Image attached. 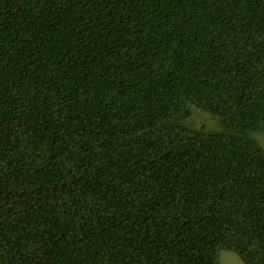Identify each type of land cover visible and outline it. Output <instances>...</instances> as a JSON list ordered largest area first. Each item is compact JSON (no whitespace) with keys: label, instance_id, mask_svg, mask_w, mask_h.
I'll use <instances>...</instances> for the list:
<instances>
[{"label":"trees","instance_id":"16d2710c","mask_svg":"<svg viewBox=\"0 0 264 264\" xmlns=\"http://www.w3.org/2000/svg\"><path fill=\"white\" fill-rule=\"evenodd\" d=\"M261 134L264 0H0V264H264Z\"/></svg>","mask_w":264,"mask_h":264},{"label":"rangeland","instance_id":"374dc122","mask_svg":"<svg viewBox=\"0 0 264 264\" xmlns=\"http://www.w3.org/2000/svg\"><path fill=\"white\" fill-rule=\"evenodd\" d=\"M190 122L195 127L207 131H219L222 129L220 120L217 117L196 107L193 108V116L189 120ZM258 137L264 144V134L258 135ZM221 262L222 264H245L236 252L227 249L221 252Z\"/></svg>","mask_w":264,"mask_h":264}]
</instances>
